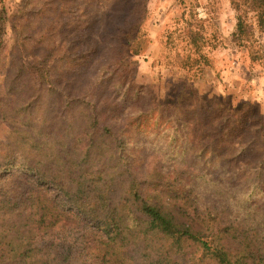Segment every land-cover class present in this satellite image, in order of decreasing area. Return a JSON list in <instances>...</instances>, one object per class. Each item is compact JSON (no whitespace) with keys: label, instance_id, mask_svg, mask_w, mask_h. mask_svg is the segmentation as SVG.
I'll return each instance as SVG.
<instances>
[{"label":"rangeland","instance_id":"374dc122","mask_svg":"<svg viewBox=\"0 0 264 264\" xmlns=\"http://www.w3.org/2000/svg\"><path fill=\"white\" fill-rule=\"evenodd\" d=\"M130 3L134 8L128 20L141 14L137 4L143 3L139 34L123 66H114L117 52L87 56L85 62L92 41L88 37L84 43L83 27L98 34L111 23L100 14L119 1L0 0V111L11 112L13 119V125L0 119V162L20 131L32 132L49 120L58 137L89 130L95 119L94 129L113 130V137L103 139L121 143L123 160L132 161L148 182L173 181L174 170H186L195 187H206L201 177L223 183L222 197L230 210L249 209L250 226L264 238V165L257 168L264 144L257 130L242 137L230 132L239 120L256 129L264 126V28L257 25V13L263 10L252 0ZM238 17L245 32L240 41L235 36ZM41 73L48 82H31ZM70 121H77V129ZM42 129L47 131L44 125ZM217 130L223 142L213 144ZM248 140L253 145L238 153L227 144ZM26 180L18 169L2 171L0 197H24ZM197 194L203 195L199 189ZM65 230L56 229L45 238L36 231V245L52 243L49 251L54 255L72 239L73 232ZM256 240L248 264H264ZM226 245L240 249L230 240ZM199 256L197 252L194 259ZM175 259L190 262L189 255Z\"/></svg>","mask_w":264,"mask_h":264},{"label":"trees","instance_id":"16d2710c","mask_svg":"<svg viewBox=\"0 0 264 264\" xmlns=\"http://www.w3.org/2000/svg\"><path fill=\"white\" fill-rule=\"evenodd\" d=\"M115 1L119 4H112L100 14L99 18L108 17L111 23L98 34L88 25L83 27L87 34L84 43H88V37L92 41L84 60L87 56L117 52L119 59L114 66H123V58L132 50L139 34L143 3L137 4L141 14L128 20L134 5L130 0ZM252 3L263 10L257 13V25L262 29L264 0ZM241 35L245 32L238 17V41ZM132 54L137 55L135 51ZM32 77L31 82H48L43 73ZM48 86L52 93V82ZM0 119L13 125L11 112H2ZM49 122H40L35 129L28 127L32 132H18L7 146L4 162H0V173L10 167L18 169L27 176L28 186L22 198L7 194L0 197V210H4L0 216V264H179L175 258L187 255L188 264H248L254 258L249 249L259 231L250 226L248 217L252 213L249 209L232 212L222 197L225 188L220 181L201 177L206 187H195L188 180V171L174 170L173 181L148 182L132 161L123 160L121 143L112 145L103 139L113 137V130L103 126L98 133L100 130L94 129L95 119L88 125L89 130L82 128L58 137ZM69 123L77 129V121ZM236 123V129L230 132L242 137L249 130H257L264 144V126L256 129L242 120ZM42 124L47 131H43ZM220 134L221 130H217L210 142L222 143ZM253 143L248 140L227 144L238 153ZM203 150L204 147L200 152ZM263 165L264 159L257 168L263 169ZM198 189L203 195L197 194ZM56 229L72 231L73 236L52 255V243L37 246L35 233L45 238ZM227 240L236 242L240 249H229ZM256 241L258 257L264 261V238L260 233ZM197 252L200 256L195 260Z\"/></svg>","mask_w":264,"mask_h":264}]
</instances>
